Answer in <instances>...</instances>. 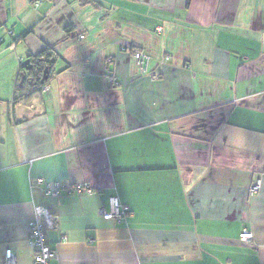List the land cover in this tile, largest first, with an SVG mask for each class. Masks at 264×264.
<instances>
[{"label": "crops", "instance_id": "obj_1", "mask_svg": "<svg viewBox=\"0 0 264 264\" xmlns=\"http://www.w3.org/2000/svg\"><path fill=\"white\" fill-rule=\"evenodd\" d=\"M38 209L51 264H264V0H0V264Z\"/></svg>", "mask_w": 264, "mask_h": 264}, {"label": "built area", "instance_id": "obj_2", "mask_svg": "<svg viewBox=\"0 0 264 264\" xmlns=\"http://www.w3.org/2000/svg\"><path fill=\"white\" fill-rule=\"evenodd\" d=\"M84 38V35L80 36ZM134 57L142 71L148 70V59L149 56L140 50L134 51ZM155 77V76H154ZM46 86H43L44 88ZM39 183H43L42 180H39ZM261 187V180L257 179L251 186H250V193L254 194L260 190ZM65 188L67 190H71L74 187L70 185H64L61 183H50L46 182L44 187V192L47 196H58L61 190ZM79 191H85L89 194L92 193V189L88 186H80L78 188ZM127 208L123 206L120 199L117 196H111L109 198V209L103 212L104 218L106 219H115L121 220L126 214ZM39 216H45L47 221H50L48 224H53L52 222V215L38 209L35 217L30 222L31 227V234H30V243L36 251L35 260L33 264H51V261L54 258V252L50 249L47 244L46 237H45V224L39 220ZM253 239V234L251 231L244 229L240 233V240L245 243H250ZM6 258L8 263H13L14 256L10 250L6 252Z\"/></svg>", "mask_w": 264, "mask_h": 264}, {"label": "trees", "instance_id": "obj_3", "mask_svg": "<svg viewBox=\"0 0 264 264\" xmlns=\"http://www.w3.org/2000/svg\"><path fill=\"white\" fill-rule=\"evenodd\" d=\"M57 59L58 54L52 46H47L40 53L31 55L32 67L30 69L21 67V73L15 87V100L26 98L34 91L40 90L53 73ZM46 68H48L49 78L43 79Z\"/></svg>", "mask_w": 264, "mask_h": 264}, {"label": "water", "instance_id": "obj_4", "mask_svg": "<svg viewBox=\"0 0 264 264\" xmlns=\"http://www.w3.org/2000/svg\"><path fill=\"white\" fill-rule=\"evenodd\" d=\"M22 67L23 68H26V69H30L32 67L31 65V60L30 59H26L22 62ZM49 78V75H48V68H46L44 70V75H43V79H48Z\"/></svg>", "mask_w": 264, "mask_h": 264}]
</instances>
